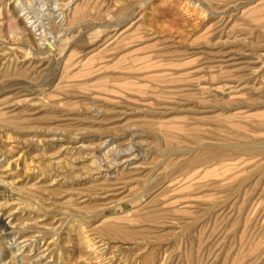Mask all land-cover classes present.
<instances>
[{
	"label": "rangeland",
	"instance_id": "obj_1",
	"mask_svg": "<svg viewBox=\"0 0 264 264\" xmlns=\"http://www.w3.org/2000/svg\"><path fill=\"white\" fill-rule=\"evenodd\" d=\"M76 1L64 58L1 11L0 264H264V0Z\"/></svg>",
	"mask_w": 264,
	"mask_h": 264
},
{
	"label": "bare ground",
	"instance_id": "obj_2",
	"mask_svg": "<svg viewBox=\"0 0 264 264\" xmlns=\"http://www.w3.org/2000/svg\"><path fill=\"white\" fill-rule=\"evenodd\" d=\"M23 1L25 2L26 0H13L12 2V5L8 6H4V5H1L0 6V16H1V11H5V13L7 14V23H8V27H10L11 31L13 32V34L15 33V38H16V41L17 43L19 42V44L21 45H24L25 46H29L31 51H34L32 52V55L33 53H35L36 55H40V54H50V55H53L54 57L57 56V58H64V54L59 46V44H57V46L53 47L51 44L48 43L47 39L48 40H53V43L55 45V41H59L58 40V36L57 34L61 35V32L60 30H58V28H61L59 27L60 25H58L61 21L62 23L64 22V20H73L74 21V18L75 16L77 15V8H72L74 6V4L77 2L76 0H39L40 2V7L36 8V9H31V2L30 0H27V6L25 7L23 5ZM79 1V0H78ZM168 1V0H167ZM25 2V3H26ZM50 4L53 5V8L56 9L54 11L58 12L59 13V18H58V23L57 25L52 24V21H53V18H52V14L51 12H53V8H51ZM147 6L146 4H142V11L146 10ZM82 10V9H81ZM21 12L19 15V18L16 19V18H13V15L12 13L13 12ZM44 18V19H42ZM38 19L40 20L38 22ZM77 21V20H76ZM64 24V23H63ZM73 28V27H72ZM30 29H33V33L35 34V36H37V39H36V43H37V46L35 47V49L32 50L33 46H34V43H33V46L30 45L29 41H28V36L30 34ZM10 31V32H11ZM30 31V32H29ZM29 33V34H28ZM32 34V33H31ZM59 35V37H60ZM34 37V36H33ZM31 38V37H30ZM30 40V39H29ZM33 40V38H32ZM32 40H31V44H32ZM35 41V39L33 40V42ZM35 43V44H36ZM68 43V42H67ZM63 47V46H62ZM66 47V46H65ZM69 47V46H67ZM28 49V48H27ZM69 49V48H68ZM64 50V49H63ZM67 50V49H66ZM29 51V49H28ZM66 52V51H65ZM5 54V53H4ZM56 55V56H55ZM74 55V54H73ZM72 55V56H73ZM5 57V55H4ZM37 57V56H36ZM10 60V59H8ZM66 62V61H65ZM73 62V61H72ZM11 63V62H10ZM10 63L8 65H10ZM76 63V62H75ZM64 67V66H63ZM65 69V68H64ZM65 72V71H64ZM69 76V75H68ZM64 80V79H63ZM122 86V85H121ZM8 139H13L11 138V135L9 134L8 135ZM60 138V136H59ZM18 139V138H17ZM56 140V139H55ZM59 140V139H58ZM56 140V141H58ZM9 141V140H8ZM17 141V140H16ZM61 141V140H60ZM12 142V141H11ZM18 143H19V140H18ZM107 141L103 142L100 144V146L102 147L104 145L105 146H108L107 145ZM20 145V143L18 144ZM17 145V146H18ZM22 145V144H21ZM111 146V145H110ZM109 146V147H110ZM103 147V148H104ZM108 147V148H109ZM112 148V146H111ZM116 148V147H115ZM219 148V147H218ZM105 149L107 150V148L105 147ZM86 147L84 146H78L76 147V152L78 153H84L86 151ZM104 150V149H103ZM111 150V149H110ZM109 150V151H110ZM101 151V150H100ZM108 151V152H109ZM114 151V150H113ZM118 150H115L114 152H116ZM201 151V150H200ZM3 152V151H2ZM106 152V151H105ZM107 153V152H106ZM200 153V152H199ZM1 154V153H0ZM110 154V153H109ZM112 154V153H111ZM110 154V155H111ZM116 154V157H117V153H114V155ZM224 154V153H223ZM4 155V154H3ZM9 155V153H8ZM20 155V154H19ZM22 155V154H21ZM107 155V154H106ZM25 156V155H24ZM108 156V155H107ZM20 158L15 161H9V159H5L3 162H4V165L6 164L5 166V169L7 171H13L14 170V167L13 165H16V167L18 166V163L20 160H22V156H19ZM105 157V156H104ZM109 157V156H108ZM107 157V158H108ZM135 157V155H134ZM133 157V158H134ZM22 158V159H21ZM129 158H132V157H129ZM25 159V158H24ZM92 159H94V155L92 157ZM96 159V158H95ZM94 159V160H95ZM110 159V158H109ZM112 159V157H111ZM93 160V164H94V161ZM97 160V159H96ZM107 160V159H106ZM113 160V159H112ZM120 160V159H119ZM133 160V159H132ZM124 161V160H123ZM131 161L130 159L126 162H129ZM217 161V160H216ZM111 162V161H110ZM113 162V161H112ZM120 162V161H119ZM2 163V162H1ZM116 163V162H115ZM124 163V162H123ZM131 163V162H130ZM111 164V163H110ZM118 164V163H117ZM117 164L115 166H117ZM3 165V166H4ZM98 166V165H96ZM101 166V165H100ZM111 166V165H110ZM95 167V166H94ZM104 167V166H103ZM109 167V166H108ZM113 167V166H112ZM120 167V165H119ZM137 167V166H136ZM101 168V167H100ZM2 169V168H1ZM46 169V168H45ZM103 169V168H101ZM15 171V170H14ZM103 171V170H102ZM45 173L47 171H44ZM54 172V171H53ZM44 173V174H45ZM43 174V175H44ZM48 174V173H47ZM46 174V175H47ZM51 174V173H50ZM49 174V175H50ZM54 175V174H53ZM0 183H2V181H0ZM26 187V186H25ZM30 205V204H29ZM32 205V204H31ZM26 220V219H25ZM21 227H24L22 225H20ZM28 228V227H27ZM22 230V229H21ZM31 231V229H29ZM34 230V229H33ZM25 231L27 232V230L25 229ZM45 231V230H44ZM54 231V230H53ZM37 233V232H36ZM35 234V233H34ZM58 234V233H57ZM56 234V235H57ZM33 235V234H32ZM17 236V235H16ZM19 236V235H18ZM26 236V235H25ZM33 237V236H32ZM55 238H53L52 241H50L49 243L46 242V249L47 248H50L51 246L54 248L55 247V241L54 240ZM24 241H22L20 244H18V249L16 251H19V252H26V249L28 247H34L36 245V243L39 242V239L38 238H35V239H23ZM34 240V241H32ZM86 247L88 248V251H90V253L92 255H94L97 259H100L102 258L100 261H99V264L101 262H104L105 261V264H113L112 261L109 259L108 261L104 258V253H105V247L102 248L103 246L105 245H101V246H96V244L92 243L91 240L87 239L86 237ZM102 248V249H99V248ZM124 249V248H123ZM126 249V248H125ZM49 250V249H47ZM46 250V251H47ZM129 250V249H128ZM28 252V251H27ZM51 254V253H50ZM42 256V254H41ZM46 256V255H45ZM44 257V256H43ZM22 259V258H21ZM20 259V261H22ZM38 259H39V256H38ZM113 260V259H112ZM115 260V259H114ZM113 260V261H114ZM41 261V260H40ZM39 263V262H38ZM133 263V262H132ZM37 264V263H36ZM41 264V263H39Z\"/></svg>",
	"mask_w": 264,
	"mask_h": 264
}]
</instances>
